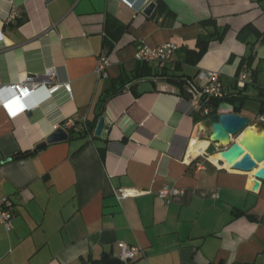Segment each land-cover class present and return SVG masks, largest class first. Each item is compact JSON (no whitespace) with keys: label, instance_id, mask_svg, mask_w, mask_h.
Wrapping results in <instances>:
<instances>
[{"label":"crops","instance_id":"1","mask_svg":"<svg viewBox=\"0 0 264 264\" xmlns=\"http://www.w3.org/2000/svg\"><path fill=\"white\" fill-rule=\"evenodd\" d=\"M131 2L0 0V86L43 84L53 71L55 83L72 90L50 98L42 86L27 100V112L1 91L0 197L14 203V228L0 224V264H264V182L254 191L253 173L212 162L210 141L189 159L207 119L194 111L185 86L183 93L161 75L200 83L201 73H220L226 92L250 99L240 115L253 126L264 94V1ZM151 3L156 8L148 17ZM108 21L124 32L111 36ZM206 21L212 24L202 26ZM217 29L224 39H214L193 64L188 52ZM167 43L179 50L165 70L148 64L153 77L126 83L103 106L114 83L133 79L141 45ZM102 55L111 66L99 79ZM244 72L248 80L239 88ZM226 106L219 113H233ZM102 112V136H85ZM70 120L75 126L65 129ZM58 129L68 141L25 156ZM164 187L182 194L162 200L156 194ZM121 188L144 194L119 203L114 192ZM118 243L140 246L145 255L121 263Z\"/></svg>","mask_w":264,"mask_h":264},{"label":"built area","instance_id":"2","mask_svg":"<svg viewBox=\"0 0 264 264\" xmlns=\"http://www.w3.org/2000/svg\"><path fill=\"white\" fill-rule=\"evenodd\" d=\"M123 4L128 7H132L131 0H121ZM18 17V13L15 12L11 15L10 21ZM179 47L172 43L163 44L157 47H149L141 45L136 54L135 60L139 63L145 64H156L157 66H163L171 64ZM111 63L106 55H102L99 58L96 75L99 79L106 78L108 76V69ZM56 74L51 71L48 72L47 77L43 84L36 83L35 81L26 80L18 82L10 86H0L1 91L6 89L13 94L14 98L19 102L22 107V111L27 112L30 107L27 104V100L31 98L37 89L44 86L47 88L50 98L58 93L60 90H64L67 94L71 95L70 84H59L55 83L54 77ZM249 73H242L238 80L237 86L244 88L248 80ZM199 82L186 81V91L190 95L192 106L195 112L200 113L205 119H211V108L210 101L215 99H223L226 96V91L222 84L221 74L214 71L203 72L199 76ZM2 88V89H1ZM1 98V97H0ZM2 100L0 99V104ZM75 126L73 121H68L65 125V129H71ZM144 193L138 190L121 188L114 192V195L119 203L130 198H137ZM182 194L178 189L164 187L157 192V197L162 200H168L169 198L175 197ZM14 203L10 198L0 197V224L10 232L14 228ZM144 249L140 246H132L125 243H118L117 259L121 263L134 262L144 257Z\"/></svg>","mask_w":264,"mask_h":264},{"label":"water","instance_id":"3","mask_svg":"<svg viewBox=\"0 0 264 264\" xmlns=\"http://www.w3.org/2000/svg\"><path fill=\"white\" fill-rule=\"evenodd\" d=\"M156 8L155 3H151L144 14L148 17L152 15ZM250 119L233 113H218L205 122V127L210 128V143L226 146L220 153L222 161L232 167L233 170L244 173H253L254 191L264 182V132H256L250 129ZM105 121L99 119L95 136L101 137L104 132ZM248 130L247 132H244ZM233 137H238L232 143ZM69 134L64 129L56 130L46 142L39 144L36 150H40L47 145L66 142Z\"/></svg>","mask_w":264,"mask_h":264},{"label":"trees","instance_id":"4","mask_svg":"<svg viewBox=\"0 0 264 264\" xmlns=\"http://www.w3.org/2000/svg\"><path fill=\"white\" fill-rule=\"evenodd\" d=\"M259 1H264V0H259ZM211 24H212L211 21L202 22V26H204V27H207ZM246 30H243L239 34L240 38L242 36H244ZM107 32L111 36H114V35L119 36L124 32V28L119 26V25H116V23H113V25H112L111 21H108ZM224 36H225V31L220 32L218 29L215 30L214 34H207L206 36H201L198 40V43H197V50H193V51L188 52L192 58L191 60H192L193 64L196 65L201 61V59L207 53L210 43L214 39L222 41L224 39ZM262 37H263V42H264V34ZM249 62L250 63L252 62L251 58H250ZM166 66L167 65H163L161 67L163 70H165L164 67H166ZM153 75L154 74H152V70H151V68L148 67V64L142 63L140 65V67L138 68V70L136 71V74L134 75L133 79H129L127 81L120 80L119 82H116L113 84L112 88L107 92V95L103 100V106H105V104L108 103L109 100H111L112 98H114V97L118 96L120 93H122L126 87V83L130 84V83H133L134 81L142 79V78L153 77ZM161 75L164 77L170 78V81L172 82V84L180 87L183 93L187 92L186 88L184 86L186 85V81L188 79H184L183 77L177 76V75L168 76L164 73H162ZM184 88H185L186 92L184 91ZM226 93L227 94L223 99H215V100L210 101L209 105L211 108V117L213 115H216L219 113V108L222 104H227V105L232 106L233 107V114L240 115L245 104L247 103V101L250 100L247 96H240V93H237L236 95L230 94L228 92H226ZM102 115H103V112H102V114L97 116L96 120L92 124L87 125L85 136H93L94 135L96 125L99 122V119L102 118ZM259 115L264 117V94L262 96V100L260 101ZM250 126H251V123H250ZM70 135H71V133H70ZM40 150L35 149L33 151L26 153L25 156H28V157L34 156ZM92 264H110V263H109V260H106V261H92Z\"/></svg>","mask_w":264,"mask_h":264},{"label":"rangeland","instance_id":"5","mask_svg":"<svg viewBox=\"0 0 264 264\" xmlns=\"http://www.w3.org/2000/svg\"><path fill=\"white\" fill-rule=\"evenodd\" d=\"M226 104H222L219 108V111L223 110L224 108H226ZM257 108L256 106V102L255 101H250L249 104H248V109H250V111H255V109ZM262 118L258 115L257 118H255L254 120V125L253 126H250L253 128L254 131L256 132H264V125H262ZM248 130H245L244 132H247ZM210 135H211V130L210 128H206L204 130V132L202 133V137H201V140L202 141H210ZM238 137H233L232 139V143H235L237 141ZM213 144V143H212ZM226 148V146L224 145H220V144H213L211 145L210 149H209V156H213V155H218L220 154L222 151H224ZM206 156V155H205ZM208 158V156H207Z\"/></svg>","mask_w":264,"mask_h":264},{"label":"bare ground","instance_id":"6","mask_svg":"<svg viewBox=\"0 0 264 264\" xmlns=\"http://www.w3.org/2000/svg\"><path fill=\"white\" fill-rule=\"evenodd\" d=\"M191 148L189 150V159H194L196 157H198L199 155L205 153L204 151L206 150L208 143L205 141H197L196 139L193 140V142L191 143ZM222 160V157L220 154L215 155L213 157H211V161L214 162L215 164H217L219 161ZM228 166V164H227Z\"/></svg>","mask_w":264,"mask_h":264}]
</instances>
